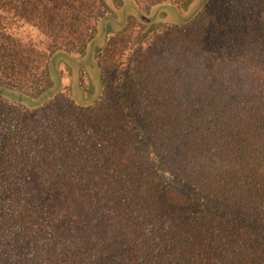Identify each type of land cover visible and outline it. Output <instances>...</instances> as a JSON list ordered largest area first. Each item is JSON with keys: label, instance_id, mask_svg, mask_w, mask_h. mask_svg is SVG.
Returning <instances> with one entry per match:
<instances>
[{"label": "trees", "instance_id": "16d2710c", "mask_svg": "<svg viewBox=\"0 0 264 264\" xmlns=\"http://www.w3.org/2000/svg\"><path fill=\"white\" fill-rule=\"evenodd\" d=\"M140 1L0 0V86L98 87L0 92V264H264V0Z\"/></svg>", "mask_w": 264, "mask_h": 264}, {"label": "rangeland", "instance_id": "374dc122", "mask_svg": "<svg viewBox=\"0 0 264 264\" xmlns=\"http://www.w3.org/2000/svg\"><path fill=\"white\" fill-rule=\"evenodd\" d=\"M146 1L141 0L140 5L143 7L142 14L151 19L150 25H158L162 23H171L176 21L179 17L184 18L192 13L195 5L200 0H191L187 5H179L175 10L172 8L153 7ZM118 7V5H116ZM116 7V8H117ZM133 12L127 10V12ZM114 17L117 18L116 15ZM118 19V18H117ZM112 29H116V25L109 23ZM116 26V27H115ZM88 58V57H87ZM83 56L78 54H68L63 51L56 52L50 61L49 65V83L48 88L38 96H29L16 90L0 86V92L14 100H18L27 105H37L44 101V99L56 92L61 86L65 85L69 88L75 101L85 104L94 100L98 87L96 85V77L94 71L85 64L83 71L81 70ZM88 63V60L86 61ZM78 72L85 73L86 79L90 84L89 90L83 91L78 85Z\"/></svg>", "mask_w": 264, "mask_h": 264}]
</instances>
